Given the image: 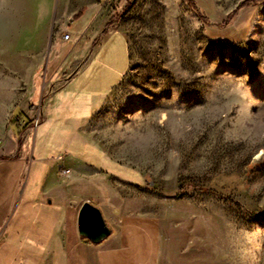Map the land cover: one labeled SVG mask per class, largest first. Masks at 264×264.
<instances>
[{
	"label": "rangeland",
	"instance_id": "obj_1",
	"mask_svg": "<svg viewBox=\"0 0 264 264\" xmlns=\"http://www.w3.org/2000/svg\"><path fill=\"white\" fill-rule=\"evenodd\" d=\"M189 1L95 0L83 46L69 0H0V175L45 159L55 185L73 156L153 221L156 264H264V0ZM110 36L107 84L76 89Z\"/></svg>",
	"mask_w": 264,
	"mask_h": 264
},
{
	"label": "crops",
	"instance_id": "obj_2",
	"mask_svg": "<svg viewBox=\"0 0 264 264\" xmlns=\"http://www.w3.org/2000/svg\"><path fill=\"white\" fill-rule=\"evenodd\" d=\"M69 1L72 5L65 9L66 16L71 18L68 29L84 33V46L102 23L91 21L96 2ZM112 39L105 38L88 63L91 69L75 81L76 89L99 86V82L102 87L107 84L104 80L115 64L114 55L106 48ZM100 58H104L103 62ZM95 65L102 67L104 76L97 74L99 71L88 73ZM60 68L57 64L53 71ZM6 140L7 151L12 150L15 142L11 131L6 133ZM58 160L67 172L60 175L55 185L51 181H57V174L51 171L56 166L45 163V159L37 160L30 180L27 168L25 184L12 183L20 172L17 167L9 177L0 175V264H156L158 242L153 221L122 207L110 190L107 174L89 173L96 169L93 164L73 156ZM84 201L100 211L110 230L109 236L96 245L76 233V214Z\"/></svg>",
	"mask_w": 264,
	"mask_h": 264
},
{
	"label": "water",
	"instance_id": "obj_3",
	"mask_svg": "<svg viewBox=\"0 0 264 264\" xmlns=\"http://www.w3.org/2000/svg\"><path fill=\"white\" fill-rule=\"evenodd\" d=\"M75 228L79 237L93 245L99 244L110 234L100 211L87 201L82 202L77 210Z\"/></svg>",
	"mask_w": 264,
	"mask_h": 264
},
{
	"label": "trees",
	"instance_id": "obj_4",
	"mask_svg": "<svg viewBox=\"0 0 264 264\" xmlns=\"http://www.w3.org/2000/svg\"><path fill=\"white\" fill-rule=\"evenodd\" d=\"M185 1H186V2H187L192 8H194V7H193V4H192L191 1H189V0H185ZM255 1H256V0H255ZM246 5H247L246 3L239 4L238 8H242V7L246 6ZM198 17H199V19H201L202 21H204V18H203L201 15H199ZM25 120H27V119H26V117L20 112V110H18L17 108H14V109L12 110V116H11L10 121H9V127H10V129H11V131H12L14 137L17 138V139H18V137H19L20 132L22 131V127H23L24 125H27L26 122H25Z\"/></svg>",
	"mask_w": 264,
	"mask_h": 264
},
{
	"label": "built area",
	"instance_id": "obj_5",
	"mask_svg": "<svg viewBox=\"0 0 264 264\" xmlns=\"http://www.w3.org/2000/svg\"><path fill=\"white\" fill-rule=\"evenodd\" d=\"M61 39H62L63 41H68V40H69V35H68V34H63V35L61 36ZM66 172H67V170L64 171V173H66Z\"/></svg>",
	"mask_w": 264,
	"mask_h": 264
}]
</instances>
